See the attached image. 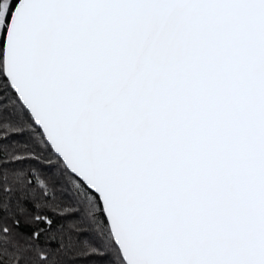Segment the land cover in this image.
<instances>
[{"label":"snow or ice","instance_id":"obj_1","mask_svg":"<svg viewBox=\"0 0 264 264\" xmlns=\"http://www.w3.org/2000/svg\"><path fill=\"white\" fill-rule=\"evenodd\" d=\"M0 264H264V0H0Z\"/></svg>","mask_w":264,"mask_h":264}]
</instances>
